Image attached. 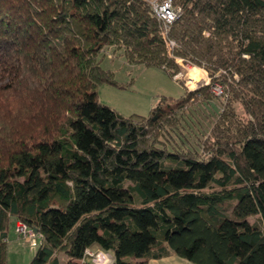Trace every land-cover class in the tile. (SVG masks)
<instances>
[{
  "label": "trees",
  "instance_id": "obj_1",
  "mask_svg": "<svg viewBox=\"0 0 264 264\" xmlns=\"http://www.w3.org/2000/svg\"><path fill=\"white\" fill-rule=\"evenodd\" d=\"M172 5L169 49L149 0H0V264L15 222L42 237L29 264H92L93 247L113 264H264V0ZM107 47L209 83L123 117L95 91L117 85ZM212 87L225 100L201 152L166 146Z\"/></svg>",
  "mask_w": 264,
  "mask_h": 264
},
{
  "label": "rangeland",
  "instance_id": "obj_2",
  "mask_svg": "<svg viewBox=\"0 0 264 264\" xmlns=\"http://www.w3.org/2000/svg\"><path fill=\"white\" fill-rule=\"evenodd\" d=\"M153 1L149 0L150 4ZM99 58L101 66L113 73V80L117 83L116 86L105 84L96 88L99 102L126 118L133 115L146 117L151 109L160 104L163 99L168 100L166 103L170 104L173 103L171 101L179 99L183 95V87L188 91H193L209 83L204 70L181 61H178L181 72L171 79L160 69L128 65L122 53L114 47L105 48ZM190 67L200 69L198 82L192 88L187 83ZM213 89L214 87L211 88L213 95L209 101L187 103L176 130L161 138L166 146L178 150L190 149L201 152V144L206 141L225 100L224 97L216 95ZM234 108L238 112V116H243L239 105L235 104ZM248 221L256 222L262 228L258 216H251ZM18 244L22 256L15 259L17 256L13 251L7 249L8 264H29L35 249L30 248L23 241ZM89 254L87 258L92 264H113L112 257L97 247L90 249ZM63 259H65V255L59 254V260L62 262ZM190 264L192 263L190 262Z\"/></svg>",
  "mask_w": 264,
  "mask_h": 264
},
{
  "label": "built area",
  "instance_id": "obj_3",
  "mask_svg": "<svg viewBox=\"0 0 264 264\" xmlns=\"http://www.w3.org/2000/svg\"><path fill=\"white\" fill-rule=\"evenodd\" d=\"M172 2L173 0H154L150 4L152 14L159 24L161 35L165 39L170 26L181 15V9L179 7H174ZM166 44L169 49L174 47V42L168 39H166ZM213 91L216 95L222 93L220 87H214ZM14 233L17 237L23 239L30 248L36 249L41 244V235L22 222L15 223ZM86 254L89 256V251H87Z\"/></svg>",
  "mask_w": 264,
  "mask_h": 264
},
{
  "label": "crops",
  "instance_id": "obj_4",
  "mask_svg": "<svg viewBox=\"0 0 264 264\" xmlns=\"http://www.w3.org/2000/svg\"><path fill=\"white\" fill-rule=\"evenodd\" d=\"M14 225H15V223H14ZM14 225L11 227V229H10L8 235H7L6 242H7V249H10V251H13L15 256H17V257H15V259H16V258L22 256L20 251H19V248H18V247H20L18 242H20V241L25 242V241L22 240L21 238H18L15 235V233H14ZM105 254H107V253H105ZM107 255L112 257L110 253H108ZM31 258H32V256H31ZM58 260H59V256H58ZM66 261H67L66 257H65V259H63L62 262L59 260V262L61 264L65 263ZM7 264H8V258H7ZM147 264H190V262L187 261V260L179 258L173 252H169V254L167 256H165V257H162V258H159V259H149L147 261Z\"/></svg>",
  "mask_w": 264,
  "mask_h": 264
},
{
  "label": "bare ground",
  "instance_id": "obj_5",
  "mask_svg": "<svg viewBox=\"0 0 264 264\" xmlns=\"http://www.w3.org/2000/svg\"><path fill=\"white\" fill-rule=\"evenodd\" d=\"M199 70L200 69H198L196 67H190V73L188 75L187 83L190 85L191 88H192V86H194L195 83L198 82Z\"/></svg>",
  "mask_w": 264,
  "mask_h": 264
}]
</instances>
